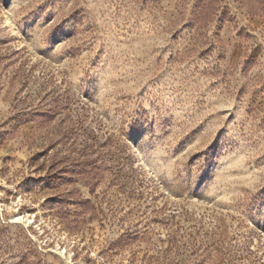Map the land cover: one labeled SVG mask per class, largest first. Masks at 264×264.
Instances as JSON below:
<instances>
[{
  "label": "rangeland",
  "instance_id": "374dc122",
  "mask_svg": "<svg viewBox=\"0 0 264 264\" xmlns=\"http://www.w3.org/2000/svg\"><path fill=\"white\" fill-rule=\"evenodd\" d=\"M0 264H264V0H0Z\"/></svg>",
  "mask_w": 264,
  "mask_h": 264
},
{
  "label": "bare ground",
  "instance_id": "6f19581e",
  "mask_svg": "<svg viewBox=\"0 0 264 264\" xmlns=\"http://www.w3.org/2000/svg\"><path fill=\"white\" fill-rule=\"evenodd\" d=\"M21 219L20 218H16L15 221H20Z\"/></svg>",
  "mask_w": 264,
  "mask_h": 264
}]
</instances>
